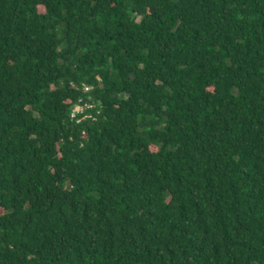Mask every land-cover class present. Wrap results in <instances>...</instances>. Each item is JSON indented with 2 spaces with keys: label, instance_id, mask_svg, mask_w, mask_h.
<instances>
[{
  "label": "trees",
  "instance_id": "16d2710c",
  "mask_svg": "<svg viewBox=\"0 0 264 264\" xmlns=\"http://www.w3.org/2000/svg\"><path fill=\"white\" fill-rule=\"evenodd\" d=\"M0 264H264V0H0Z\"/></svg>",
  "mask_w": 264,
  "mask_h": 264
},
{
  "label": "built area",
  "instance_id": "2783aa9c",
  "mask_svg": "<svg viewBox=\"0 0 264 264\" xmlns=\"http://www.w3.org/2000/svg\"><path fill=\"white\" fill-rule=\"evenodd\" d=\"M77 114H85V110L83 108V106L81 105H77L75 108H74V111L72 113V117L74 118ZM83 119H87L86 116H84Z\"/></svg>",
  "mask_w": 264,
  "mask_h": 264
}]
</instances>
